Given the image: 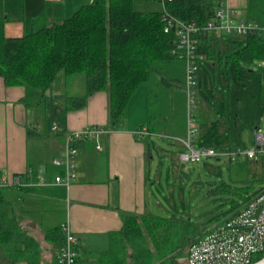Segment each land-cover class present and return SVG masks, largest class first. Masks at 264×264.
Returning <instances> with one entry per match:
<instances>
[{"label":"trees","instance_id":"obj_1","mask_svg":"<svg viewBox=\"0 0 264 264\" xmlns=\"http://www.w3.org/2000/svg\"><path fill=\"white\" fill-rule=\"evenodd\" d=\"M134 1L91 0L59 21L43 13L36 16L29 33L5 38L2 43L0 77L5 86L22 87L24 105L45 110V93L58 75L81 74L85 92L82 96H64L66 111L83 109L92 95L103 91L107 94L108 128L118 129L126 118L130 98L144 85L147 123L151 124L153 118L161 121L168 115V97L171 96L173 100L177 98L171 109L177 114L174 117L184 115L186 118V101L178 92L184 85L185 65L183 59L172 53L178 39L177 29L173 25L165 32L162 16L165 12L183 24L203 26L214 20L223 0H156L162 4L163 11L146 13L135 10ZM245 11L246 21L256 24L258 30L241 37L222 32L231 37L225 40V59L232 64L237 76L245 67L264 61V0H247ZM214 35L211 32L197 37L198 56L212 60ZM257 70L264 83V68ZM154 88L166 90V100L165 97L159 99ZM173 88L179 90L174 92ZM156 100L166 104L164 109L152 113L151 107ZM176 124L175 120L166 125V132L175 130ZM147 128L149 136L155 127L148 125ZM260 185H264V178L257 181V185L245 183L231 187L222 182L215 185L211 194H227L224 203L229 204V208L214 217V223L240 208L247 195ZM2 190L1 186L0 264H39L38 244L31 238H22L18 222L10 217V207ZM120 215L122 226L108 234V247L98 251L83 250L78 254L77 264H187L189 247L206 231H199L185 241H176L172 238L178 232L174 219ZM179 229L183 233L186 231ZM48 235L52 236L50 241L57 248L62 246V229Z\"/></svg>","mask_w":264,"mask_h":264},{"label":"crops","instance_id":"obj_2","mask_svg":"<svg viewBox=\"0 0 264 264\" xmlns=\"http://www.w3.org/2000/svg\"><path fill=\"white\" fill-rule=\"evenodd\" d=\"M90 1L0 0V60L4 39L16 38L29 33L32 20L36 16L43 13L59 21L70 17L77 9ZM221 3L234 10V14H239L245 11L247 0H223ZM220 33H215L214 39H220ZM224 47L226 50V43ZM200 59L205 61L206 57L201 55ZM206 61L213 62L214 58ZM199 63L197 79L198 91L200 88L201 93L200 99L208 101L209 94L213 92L211 98L216 103L214 115L218 118L224 116L225 96L217 93L216 87L213 89L212 86L216 84L219 86L221 83L222 87L227 86L229 89L231 78L228 76L227 82L224 83V73H221L219 69L220 72L217 74L222 75L223 81L216 83L214 63L212 67L206 68L208 74L204 72L202 75H199ZM233 79L238 80V76ZM48 91L45 97H48ZM138 91L142 95L139 96L141 104H139L137 117L133 123L126 124L125 122L118 129L108 128L107 94L102 91L92 95L83 109L66 111L59 122H56L57 119L56 121L52 119L51 124L55 122L57 127L55 131H52V128L49 129L51 134L49 136L54 138L52 139L41 132L30 130L32 127L30 120H33L30 117L35 114L40 119V114L38 115L33 110L36 107L24 105L22 87H7L0 77V187L4 181L11 183L14 178H19L20 185L10 184V186L2 187L10 191V217L12 216L18 222L22 238H31L39 246V264H56L55 257L60 248L50 241L52 236L48 234L58 228L62 229L63 225L69 227L70 233L76 239L79 254L83 250L98 251L97 246L105 244L108 234L121 228V213L149 215L146 199L148 190L153 191L151 185H154L156 175L159 176V181L163 180L166 185V152L162 148L158 151L161 154L159 158H162L164 163H159L160 167L154 172L151 165L154 158V145L157 147L156 142H164L166 139L167 124L166 117L161 121L153 118L151 124L147 123V92L145 88L140 87ZM182 91L184 92L183 88ZM164 92L166 93V90ZM53 96L61 98L65 103L61 93H53ZM227 99L230 106L232 101L230 93ZM164 104L166 102L159 106L152 105V113L158 112L159 108L164 109ZM128 109L125 119L130 118L132 108ZM61 112H63L62 109L57 108V113ZM47 117L49 115L46 111L43 118ZM262 117V115L249 116L248 123L256 126ZM196 120L198 129L200 125ZM92 125L101 126L105 130L100 137L102 149L97 150L92 140L79 142L75 158V180L68 188L54 185L53 180L59 174L60 169L58 168L54 173L51 165H48L49 161L46 163L44 159H41L43 154L49 155L47 158L52 164V160L62 154L65 136L68 133ZM148 125L155 127L149 136L134 134L137 129L147 131ZM205 125L206 127L209 125L206 132L210 133L214 122L202 124V131L205 130ZM219 128L225 129V126L222 125ZM171 132L178 133L176 129H172ZM31 134L34 140L29 145ZM175 137L183 138L177 135ZM197 146L196 149L204 147L218 149L217 146L210 144ZM30 147L35 153L33 158L29 155ZM161 176L165 178L162 179ZM98 238L101 239V243H96Z\"/></svg>","mask_w":264,"mask_h":264},{"label":"rangeland","instance_id":"obj_3","mask_svg":"<svg viewBox=\"0 0 264 264\" xmlns=\"http://www.w3.org/2000/svg\"><path fill=\"white\" fill-rule=\"evenodd\" d=\"M133 8L145 13L160 12L163 10L162 4L156 0H135ZM234 17L237 21L245 22L246 11L239 12V14L235 13ZM232 36L235 37L236 35ZM220 37V39H213L212 57L214 61L210 62L199 59V75H202L204 72L208 74L206 68L208 66L212 67L211 65L214 63L216 69L215 75H217L215 77L216 83L223 81L222 75L220 73L217 74V72H220L219 69H221V73H224V83L227 82L228 76L231 78L229 80V89L227 86L222 87L221 83L219 86L217 84L212 86L213 89L216 87L217 93H222L225 96L226 110L224 116H219L218 118L214 115L216 103L211 98L213 92L209 94L210 98L208 101H202L200 99V88L198 91L199 84L197 79V84L194 89L193 115L195 120L197 118L196 121L200 126L196 131L193 146L198 148L197 145L199 144H210L217 146L218 150L222 153H228L234 152L238 148L247 150L254 147V126L248 123L249 116H263L262 119L258 120V124L256 125L261 127V133L264 134V83L260 80L257 70L258 67L264 68V61L256 62L245 67L241 71V74L238 75V80H234L233 78L237 77V75L233 70L232 64L227 63L225 59L226 50L224 47L225 40L231 37L223 33H220ZM211 83L214 85L213 81ZM140 88L146 89L144 85L140 86ZM84 90L85 80L83 75L78 74L65 77L60 73L49 89L48 97L43 102L47 109L44 110V107H36L33 109L38 115L40 114L41 118L39 119L35 114L30 117L31 119L33 118V120H30L32 122L30 130L32 132H41L46 137L54 139L52 136H49V129L56 123L51 124V121L52 119L55 121L57 119L56 122H59L63 118L66 112V104L61 98L54 97L53 93H61L63 96H81ZM153 90L158 94L159 99L165 97L166 100L165 92L157 88ZM178 90L173 88L174 92ZM139 92L137 89L129 100L128 108H132L130 118L124 119L122 122L123 125L125 122L126 124L133 123L137 117V110L139 104H141V97L139 98V96H142ZM178 92L182 94H180L182 100H185L183 91ZM228 93L231 94L232 100L230 106L227 102ZM175 99L173 100L172 96L168 97L170 112L168 111V115L166 116V124H172L176 120V130L178 133L166 132L164 142H156L157 147L153 144L154 158L151 165L153 172L156 168L160 167L159 163H164L163 159L159 158L161 154H159L158 149L162 148L166 152V185L163 180L159 181V176L156 175V180L154 178L155 186L151 185L153 191L151 190L149 192L148 190L146 202L150 211L149 215L165 219H174L178 223L176 224L178 226V232L180 231L179 228L185 229V233L180 231L176 235L178 233L176 232L172 237L176 241H185L187 237H192V235H196L199 231L202 233L203 230H207L214 223V217L229 208V204L224 203L227 202V194H211L212 188L220 182L231 187H237L245 183L257 185V181L264 178V160L263 158H259L258 160L240 158L230 161L226 155L219 158L202 160L198 163L180 160L179 154L186 152V150L175 140L177 138L175 136H185L186 118L184 115H181L179 118L174 117L177 114L173 110L171 111V109H173ZM160 104L161 102L156 100L155 106H159ZM57 108L62 109L63 112L57 113ZM46 111L49 117L44 119L43 117ZM211 121L214 122L212 131L210 133L206 132V128L209 125L207 127L205 125V130L202 131L201 125L210 123ZM222 125L225 126V129L219 128ZM32 140H34V137L31 134L29 145ZM29 155L30 158H33L35 155L31 147L29 149ZM46 155L43 154V158L41 159H44L46 163L49 161L48 165H51L52 171L54 173L57 172L58 167L50 164V160L47 158L49 155ZM157 172L159 173V170ZM160 178L164 179L165 176H161ZM2 196L10 207V191L2 190ZM105 240V244L103 246L98 245L97 249L103 250L108 247V238L106 237ZM96 243H101V239L98 238Z\"/></svg>","mask_w":264,"mask_h":264},{"label":"built area","instance_id":"obj_4","mask_svg":"<svg viewBox=\"0 0 264 264\" xmlns=\"http://www.w3.org/2000/svg\"><path fill=\"white\" fill-rule=\"evenodd\" d=\"M163 1V0H162ZM163 11V10H162ZM164 31L173 25L177 29L178 39L173 54L183 59L185 65V80L183 90L186 101V133L183 138H175L186 152L179 154V159L190 163L227 156L230 161L240 158L264 160V134L261 127L253 128L255 137L251 149L238 148L234 152L222 153L214 147L196 149L193 147L197 125L193 115L194 89L196 85L198 63L201 56L197 53V37L211 32L227 33L244 36L258 30L252 22L237 21L234 10L222 3L215 13L214 20L203 26L183 24L172 19L164 12ZM52 126V131L56 130ZM105 133L101 126L92 125L81 130H75L65 136L62 154L52 160V164L60 169L53 183L56 186L68 188L76 178L75 158L78 153L77 144L84 140H92L97 150L102 149L100 137ZM134 134L148 135L147 131L137 129ZM20 185L19 178L11 183L3 182L2 186ZM64 242L56 256V264H77V242L70 233L69 227L63 225ZM264 185L256 187L249 193L243 205L230 212L220 222L212 224L204 235L188 249L187 264H264Z\"/></svg>","mask_w":264,"mask_h":264},{"label":"water","instance_id":"obj_5","mask_svg":"<svg viewBox=\"0 0 264 264\" xmlns=\"http://www.w3.org/2000/svg\"><path fill=\"white\" fill-rule=\"evenodd\" d=\"M263 246H264V242H263Z\"/></svg>","mask_w":264,"mask_h":264}]
</instances>
